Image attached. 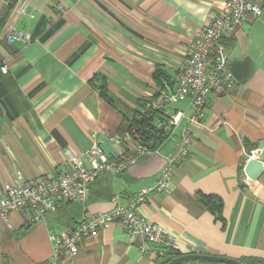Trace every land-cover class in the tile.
Wrapping results in <instances>:
<instances>
[{
  "label": "crops",
  "instance_id": "crops-1",
  "mask_svg": "<svg viewBox=\"0 0 264 264\" xmlns=\"http://www.w3.org/2000/svg\"><path fill=\"white\" fill-rule=\"evenodd\" d=\"M226 1L29 0L35 17L22 15L15 24L31 42L9 44L0 37V64L9 65L7 75L0 73V195L21 171L37 178L65 168L68 152L81 155L99 144L119 158L124 119L160 91L177 88L192 41L225 12ZM225 43L233 89L208 99L201 122L190 127V154L174 166L169 189L153 192L136 213L174 236L185 255L254 264L264 261V172L249 181L244 156L259 149L264 161V7ZM101 85L125 111L102 96ZM170 109L185 113L170 141L121 175L101 176L85 205L61 202L35 224L28 210L0 223V264H49L54 237L86 216L129 206L143 187L157 184L165 156L180 144L186 118L195 112L189 100ZM202 195L222 201L221 219ZM161 247L115 224L87 236L77 254L64 253L56 264H162Z\"/></svg>",
  "mask_w": 264,
  "mask_h": 264
},
{
  "label": "built area",
  "instance_id": "built-area-1",
  "mask_svg": "<svg viewBox=\"0 0 264 264\" xmlns=\"http://www.w3.org/2000/svg\"><path fill=\"white\" fill-rule=\"evenodd\" d=\"M12 2L0 0V21ZM263 7L264 0H227L225 12L213 18L194 38L189 48L187 63L178 75L177 88L174 91H160L142 107L143 114L160 110L165 112L164 120L156 119V126L168 130L170 136L185 118L183 111H171V105L189 100L195 111L186 118L189 126L182 133L180 144L165 156L166 164L160 180L154 186L143 187L129 206H117L109 212L86 216L64 236L54 237L57 247L54 259L49 264H56L64 253L77 254L80 243L87 236L115 224L122 225L131 236L143 237L148 244L181 250L174 236L163 227L138 215L136 210L147 202L153 192L162 193L169 189L174 166L182 164L190 154L193 142L190 127L201 122L202 111L208 99L211 96H223L233 89L235 79L230 69L231 59L224 40L232 37L237 28L259 18ZM58 10L65 13L62 6L58 7ZM36 11V8L31 7L29 0H17L0 37L9 44L19 40L25 44L30 43L31 34L20 31L15 22L22 15L34 18ZM0 73L7 75L9 65L0 64ZM122 141L124 150L117 159L106 154L99 144H94L81 155L68 152L66 167H57L45 176L30 178L21 171L18 178L7 186L5 193L0 195V223L9 222L13 212L28 210L30 220L35 224L43 221L49 212H56L61 202L85 205L90 198L91 186L101 176H119L135 164L140 156L159 152L161 149L160 147L155 151L150 150L138 135H133L132 132L124 134ZM259 151L251 150V157L259 159ZM148 251V247H142L144 254Z\"/></svg>",
  "mask_w": 264,
  "mask_h": 264
},
{
  "label": "trees",
  "instance_id": "trees-1",
  "mask_svg": "<svg viewBox=\"0 0 264 264\" xmlns=\"http://www.w3.org/2000/svg\"><path fill=\"white\" fill-rule=\"evenodd\" d=\"M12 1L13 2L10 4V6L6 8L4 15L0 21V34L2 33L4 27L6 26L10 14L14 8V5L17 2V0H12ZM227 39L224 40L225 45ZM158 80H160L159 77ZM99 89L102 96L110 104H113L116 107L120 108L121 110L125 111V105L119 100L113 99L107 92V89L104 85H101ZM146 101H144L140 105L139 109L134 111L131 119L129 118L124 119V125L122 129H120V132L123 133L122 136H124V134L126 133H131V132L133 133V135H138V138L145 146H147L150 150L155 151L160 147L162 148V146H164L167 142H169L173 135L170 136V132L165 128H157L156 126V119L164 120L163 117L165 115L164 111L160 110L156 112H148L146 114L142 113V107L144 106ZM202 202L208 207V209H210V211H212L216 215L218 219L222 218L223 203L218 197L202 195ZM161 249L164 251V255L162 257L163 258L162 264H168L172 260L185 255L182 252L172 249L168 246H162ZM253 263L264 264V261L254 260Z\"/></svg>",
  "mask_w": 264,
  "mask_h": 264
},
{
  "label": "water",
  "instance_id": "water-1",
  "mask_svg": "<svg viewBox=\"0 0 264 264\" xmlns=\"http://www.w3.org/2000/svg\"><path fill=\"white\" fill-rule=\"evenodd\" d=\"M263 146L264 142H261L259 148L261 149ZM251 156L252 153L250 151L244 156L246 162L244 173L249 181H256L264 172V161L252 158ZM186 261H205L218 264H248L236 259L202 254H187L172 260L168 264H181Z\"/></svg>",
  "mask_w": 264,
  "mask_h": 264
},
{
  "label": "clouds",
  "instance_id": "clouds-1",
  "mask_svg": "<svg viewBox=\"0 0 264 264\" xmlns=\"http://www.w3.org/2000/svg\"><path fill=\"white\" fill-rule=\"evenodd\" d=\"M207 7H210V5H207V4H206V5H205V9H206Z\"/></svg>",
  "mask_w": 264,
  "mask_h": 264
}]
</instances>
